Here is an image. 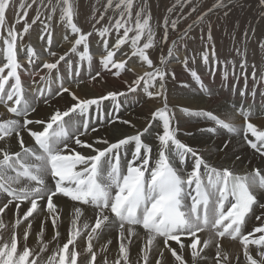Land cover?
I'll return each mask as SVG.
<instances>
[{"label":"snow or ice","instance_id":"obj_1","mask_svg":"<svg viewBox=\"0 0 264 264\" xmlns=\"http://www.w3.org/2000/svg\"><path fill=\"white\" fill-rule=\"evenodd\" d=\"M191 2L192 0H178L181 7ZM35 3L36 0H32L31 3L20 0L18 4L15 23L23 21L24 34L28 33L31 24H35L39 20L38 9L31 24L27 20V10ZM260 3L264 5V0H260ZM133 6L134 0H107L104 5V12L100 13L96 23L105 19L109 9L117 11L119 18L115 20L113 27L118 35L111 48H109L107 40H102L106 54L102 55L100 63L105 69H108L109 66L117 69L114 75L119 76L120 70L125 69L127 61H117L114 57L122 46L130 41L133 49L132 55L139 57L151 71L136 77L129 85V91H135L136 89L132 85H138L141 81L151 82L153 88L157 84L159 85L158 91L148 92L150 98L163 97L164 99V107L151 114L153 120L157 118L163 120V133L157 134L158 159L152 168L149 167V162L153 148L142 140L143 134L148 131L147 127L143 132H137L134 136H126L112 143L105 138H99L92 143L82 140L80 137L86 135L90 128L88 119H84L81 126L77 128V134H70L66 127L68 123L65 121L66 117L69 118V121L74 114L85 117L92 106H96L98 110L102 101L110 98L115 100L117 96L124 95V93L109 92L107 95L96 98L80 99L75 92L71 91L70 87L64 86L63 80H61L56 95L68 93L74 103L66 110L54 111L42 131L28 129L34 146L25 145L21 130L34 122L26 117L31 111H35V108L28 103L21 80L22 65L18 60L17 47V39H22L21 33L16 30L15 25L8 26L6 24L7 14L13 7V0H0V33L6 31V35H0L4 44V62L0 65V104L13 116L25 117L23 125L17 119H6L0 122V141L7 143V138L15 134L20 149L11 151L10 147H0V194H3L6 200L0 205V213H4L9 205H14L19 215L20 204L27 201L30 207L24 212L23 219L28 220L39 209L46 216H50L52 227L55 229L57 221L60 219L57 211L58 204L54 202L57 195L67 197L80 205L93 207L95 222L87 234L84 251L87 259L81 261L79 259L81 253L76 250V240L81 237L78 222L83 214L82 207L77 206L74 207L72 226L68 230L66 242L47 257L45 264H96L97 254L92 241L112 227L117 228L120 241L119 256L113 264H130L128 245L131 244L132 237L136 235L134 226H141L146 234V244L140 249L142 264H149V254L158 237L161 238L162 249L158 252L159 258L155 260V264H165V251L170 253L175 264H201V261L205 259L202 253L212 240L211 238L203 239L199 234L209 230L220 239L238 240L242 246L246 264H264V212L255 217L256 220L261 221L260 226L254 227L247 234L242 231V226L245 225L249 214L253 212L254 206L264 209V204H259L257 195L252 190L253 186L264 189V169H254L251 173L250 183L247 176H236L229 168L217 169L210 166L199 153L176 139L175 132L171 127L172 118L167 110V98L164 95L165 78L168 76V72L165 70V59L162 56L160 60V64L165 66L162 69L154 65L147 52L148 49L155 46L150 26L151 15L149 12L145 16V9L141 7L135 13L134 27H129L133 17ZM46 7L50 12L49 20L55 16L59 8L61 22L66 23L72 33L76 35L70 42L69 52L58 55L51 50V33L45 31V34L40 36L41 40H46V47L43 51L53 60L52 62H43L42 69H46L48 73L57 70L60 62L66 61V57L70 53H77L79 46H83V51L80 52L81 59L87 57L90 60L87 39L92 33L82 32L73 22L74 12L71 0H55V3L53 0H48ZM223 7H226L224 0H216V3L207 12L202 13L198 19L202 20L204 16ZM168 11H174V7ZM191 11H196V8L193 7ZM111 20L112 18H109L110 23ZM168 24V18L165 17V31L162 38L164 43L167 42ZM176 26L177 21H171L173 30L176 29ZM47 27L45 25V29ZM121 29H123V34L119 35ZM109 31V28L104 27L99 29L97 34L104 37L109 34ZM145 31H147V39L141 44ZM130 32H133L134 35L129 36ZM208 38L211 39L210 32ZM64 39L68 40L69 38L65 36ZM175 45L176 42L173 41V46ZM261 46L264 47V44ZM25 54L30 64L37 56L35 49L31 46L26 48ZM172 54L173 48L170 47L168 55L172 56ZM212 55L215 59L214 49ZM202 58L206 63L208 62L207 53H204ZM183 63L185 67L188 66L187 57ZM244 66L245 63H242L241 67ZM128 70L131 71V69ZM96 75L99 76L100 73ZM172 75L175 76V73ZM192 75L198 79L196 72L193 71ZM58 79L61 78L58 77ZM40 80L44 81L46 77L41 76ZM33 83L36 81L34 80ZM36 90L41 97L44 96V88L37 87ZM48 91L50 92L51 89L48 88ZM243 94L241 93V95ZM184 111L187 112L186 109ZM201 114L206 115L218 127L225 128L230 132L234 131V127L230 123L220 119L214 113ZM117 119L119 118L117 117ZM244 119L246 130L243 139L264 160V131L258 130L249 121L247 115H244ZM35 123L45 124V121H35ZM122 123L130 122L122 121ZM54 125L56 128L53 127ZM91 131H97V129L93 127ZM210 131H215V129H210ZM249 133L251 137L256 138L255 141L249 137ZM69 139L74 140V143L81 148L89 149L90 152L82 153L70 149L66 142ZM131 142L135 143L132 160L127 162L126 172H122L120 149ZM61 144H63V148L60 147ZM97 144H103L105 147H96ZM172 145L175 146V155L179 157L180 163L185 162L188 154H191L194 160L192 170L186 177L178 173L171 164ZM224 147H227V144ZM65 150L70 154H65ZM202 167L206 170L208 184L215 189V193L203 190L200 171ZM146 172H149L148 176L145 175ZM10 173H14V175H10ZM46 176H50L54 181L51 188L47 185ZM22 181L24 182L22 183ZM13 185H20V187H13ZM193 186L194 195L192 194ZM185 187L189 189L187 193ZM186 199L191 200L190 205L185 203ZM41 200L45 201L43 206L38 203ZM19 224L20 220L17 219L14 228L19 227ZM3 227L5 225L0 220V228ZM84 228L87 229L88 225H84ZM30 229L31 224L29 223L22 236H18L14 231L8 241H4L0 237V264H41L40 256L48 251V246L41 244L38 250L27 247L26 241ZM256 234L260 235L256 237ZM59 235L60 233L56 232L54 239ZM38 237L42 242L43 228H41ZM182 237L190 238L189 242L185 243ZM21 240L25 243L21 244ZM172 242H175L178 247H174ZM107 243L110 244L111 240ZM198 245H200L199 248ZM250 245L256 246L255 256L250 250ZM215 249V264H231L228 254L222 251L219 240L215 244ZM106 250L105 245L102 251ZM186 255L190 256V259H186ZM140 261L137 264H140ZM104 264H107L106 259Z\"/></svg>","mask_w":264,"mask_h":264},{"label":"bare ground","instance_id":"obj_2","mask_svg":"<svg viewBox=\"0 0 264 264\" xmlns=\"http://www.w3.org/2000/svg\"><path fill=\"white\" fill-rule=\"evenodd\" d=\"M104 1L107 2V0ZM71 2L73 6L77 7L74 0H71ZM152 10V16L157 17V13L155 14L154 9ZM44 12L46 13L44 9L40 12L39 18L41 19L35 24H31L32 20L27 18L29 24H31L27 34L23 33L22 20L20 23H14L16 30L22 36V39H17L18 60L22 65L20 69L21 80L26 99L35 108V111H31L26 117L28 120L34 122L28 124L21 130L25 145L28 147L34 146V141L29 135L28 129L42 131L54 111L66 110L67 107L74 103L68 93H63L60 96L56 95L61 80H63L64 86L70 87L71 91L75 92L80 99L96 98L107 95L109 92L124 93V95L117 96L115 100L110 98L102 101L98 110L96 106H92V109L89 110L91 118L90 128L87 134L80 138L89 143L99 138H105L112 143L126 136H134L137 132H143L147 127L148 131L143 134L142 140L145 144L151 145L153 148L149 167H154L158 159L157 149L159 141L157 134L163 133V120L159 118L153 120L151 114L157 109L164 107V99L163 97L150 98L148 96V92L154 93L159 90V85L157 84L153 88L151 87V82L145 83L141 81L138 85H132L136 89L135 91H129V85L132 84V81L136 77L143 76L144 73L151 71V69L139 57L132 55L133 49L130 41L128 44L122 46L114 57L117 61H127L125 69L120 70V75H114L117 69L111 68V66L105 69L100 63L102 55L106 54L102 40H107L109 48L116 42L118 33L113 27L115 22H112L113 24L107 22L104 26L101 24L99 27L96 25L86 28L83 26L81 16L78 14L75 15L74 13L73 22L76 23L82 32L92 33L87 39L88 55L91 59L89 60L87 57L81 59L80 52L83 51V46H79L77 53H70L66 57V61L60 62L57 70L48 73L46 69H42V63L52 62L53 58L43 51L46 47V40H41L40 36L45 31L50 32L53 38L51 50L58 55H62L69 52L71 47L70 42L76 34L72 33L71 28L66 23L61 22L60 14L49 20V14L46 13L44 15ZM115 12L117 11H113V14ZM45 25L48 26L47 29H45ZM254 25L258 31L256 34H259L261 31L263 32L264 25H262V21L259 24H253V27ZM128 26L133 27L130 24ZM193 26L188 27L177 40V42H180L172 46V56H169L167 53L164 57L166 63L165 70L168 72V76L165 78L164 95L167 98L169 116L172 118L171 127L175 132L176 139L199 153L207 164L217 169L229 168L234 174L242 177L247 176L251 183V173L257 168L264 169V160L243 139L246 130L244 115L248 116L249 121L258 130L264 131V47L261 46L264 42L248 45V40L245 42L246 45L244 47L241 45V49L239 50L229 47L226 50L223 49V51H220L217 50L216 41L211 35V39L208 38V43L206 42L207 45L205 48L203 47L202 52L193 53L192 47H190L191 43L189 42L191 38L187 42L184 40V38L191 37ZM104 27L109 28V34L100 37L97 32ZM155 32L158 34L160 30H156ZM122 34L123 29L120 30L119 35ZM249 34L251 33L247 32L246 40L249 39ZM0 35H6V31L0 33ZM132 35L134 33L130 32L129 36ZM65 36L69 39L65 40ZM146 39L147 36L144 35L142 43ZM28 46L33 47L37 53L36 58H34L31 64L28 62L25 54ZM3 48L4 44L2 39H0V65L4 62ZM213 49L215 59H213L212 55ZM147 52L155 66L161 67L162 69L165 67L160 63L155 64L154 56L157 51L150 50V52ZM204 53H207L209 57L207 63L202 58ZM186 57L187 67L183 63ZM242 63H245L244 67H241ZM175 66L177 68H175L173 72L175 76H173L172 72H169L168 69L174 68ZM128 69H131V71ZM193 71L197 74L200 73L198 79L192 75ZM97 73H100V75L97 76ZM69 75H71L70 78ZM41 76H45L46 80L41 81ZM58 77L61 79H58ZM34 80L36 83H33ZM54 85L56 86L55 89L53 88ZM37 87L45 89L43 97L37 92ZM48 88L51 89L50 92ZM241 93L244 94L241 95ZM108 101H111V103L109 104ZM185 109L187 112L184 111ZM208 112H212L220 119L230 123L234 127V131L230 132L225 128L218 127L206 115L201 114ZM6 119H17L23 125L25 117L13 116V114L8 113L6 108L0 104V122ZM83 119L84 117L75 114L70 121L69 118H65V121H68L66 126L70 134H77V128L81 126ZM35 121H45V124L35 123ZM122 121H129L130 123L125 124ZM53 127L56 128V125ZM93 127L97 131H91ZM210 129H215V131H210ZM248 135L255 141L256 138L251 137L250 133ZM66 142L70 149L82 153L90 152L89 149L76 145L74 140L69 139ZM225 144H227V147H224ZM95 146L100 148L105 147L103 144H97ZM0 147H10L11 151L20 150L15 134L7 138V143L0 141ZM60 147L63 148V144ZM134 148L135 143L131 142L120 149L122 172H126V164L132 160ZM171 150L173 152V155L170 157L171 164L183 177H186L191 172L194 164L191 154L187 155L184 163H180L179 157L175 155L176 149L174 145L171 146ZM65 154L70 153L65 150ZM200 171L201 177L208 182L206 170L202 167ZM10 175H14V173H10ZM148 175L149 172H146V176ZM45 179L48 187L51 188L54 182L50 176H46ZM13 187H20V185H13ZM209 187L210 190H214L211 185ZM253 190L259 197V204H264V189L253 186ZM4 202H6L5 196L0 194V205ZM54 202L58 204L57 211L60 217L55 229L52 227L50 216H46L39 209L33 213L32 217H29L25 221L23 214L30 207V204L25 201L20 204L19 215L14 205H9L4 213H0V220L5 225V227L0 228V237L4 241H8L14 231L18 236H22L30 223L31 229L26 245L31 249L38 250L41 244H47L48 251L42 253L40 256L41 264H45L47 257L52 255L58 247H61L66 242L68 230L72 226L71 219L74 217V207L79 206L82 207L83 214L78 222L81 229V237L76 240V250L81 253L79 259L81 261L86 260L87 257L84 255V251L87 244V234L95 222L93 207L91 205H80L78 202L71 201L69 198L60 195L54 198ZM38 203L43 206L45 201L41 200ZM185 203L188 204L187 200H185ZM262 212H264V209H261L259 206H254L253 212L246 218V223L243 227L244 234L250 232L254 227L260 226L261 221L256 220L255 217L261 215ZM17 219L20 220V224L19 227L14 228ZM84 225H88V228L85 229ZM134 227L136 235L132 237V242L128 245L130 249V264H137L140 261V249L146 244V234L143 228L141 226ZM41 228H43L42 242L38 237ZM56 232H59L60 235L54 239ZM199 235L203 239L211 238L212 240L208 248L202 253L205 259L201 261V264H215V244L218 240L221 243L222 251L228 254L231 264H246L243 249L238 240L234 241L231 238L220 239L211 230L200 233ZM259 235L256 234V237ZM109 240H111L110 244L107 243ZM182 240L188 243L190 238L182 237ZM20 242L21 244L25 243L23 240ZM119 243L116 227L107 229L99 237L94 238L92 244L97 254L96 264H104L105 259L107 260V264H113L119 256ZM172 244L174 247H178L175 245V242H172ZM105 245L107 250L102 251ZM199 247L200 245H198ZM255 248V245H250V250L254 256ZM161 249V238L158 237L149 254V264H155V260L159 258L158 252ZM237 257L239 258L238 261ZM186 259H190V256L186 255ZM164 260L165 264H175L174 259L167 251L164 252ZM140 264H142V261H140Z\"/></svg>","mask_w":264,"mask_h":264},{"label":"rangeland","instance_id":"obj_3","mask_svg":"<svg viewBox=\"0 0 264 264\" xmlns=\"http://www.w3.org/2000/svg\"><path fill=\"white\" fill-rule=\"evenodd\" d=\"M26 2L31 3L32 0H26ZM47 2L48 0H36V3L27 10V18L29 20H33V18H35V16L37 15V9L39 10V14L41 11H43V9L47 14H50L48 8L46 7L48 4ZM19 3L20 0H13V7L7 14V25H14L17 18L16 12ZM53 3H55V0H53ZM74 3L77 7L73 6V12L75 13V15L78 14L79 16H81L83 26H85L86 28L94 27L96 25L97 27H99L101 26V24L104 26L107 22L109 24H113L112 22H115V20L119 18L118 12H115L114 14L117 15H114V10L109 9L105 15V19L100 21L99 23H96V20L99 19L100 13L104 12V5L106 4V1L104 0H74ZM215 3L216 0H192L191 3L185 5L184 7H181L180 3H178V0H134V6L132 10L133 17L132 21H130L129 24L134 27L135 13L139 11L141 7H144L145 9V16L150 12V15L152 17L150 20V24L151 26L154 25L151 28L153 30L152 32H154L153 37L155 40V46L148 49L147 51H157L154 56L155 64L160 63L162 56H166L169 48H172L173 46V41H175L176 43L180 42H177V40L190 25H194L192 27V35L191 37H188L186 39L184 38V40L185 42H187L188 39L191 38L189 42L191 43L190 47H192L193 53H200L206 47L209 32L211 33L213 39H215L216 41V47L218 48L217 50L220 51H223V49L226 50L229 47L231 49L237 48L239 50L241 49V45L242 47H244L246 45L245 42L248 40V45H251L252 43L260 44L264 42V26L263 32L261 31L262 33L260 32L259 34H256V32L258 31L257 29H255V25L253 27V24H259L261 21L262 25H264V5H261L260 0H224V4L226 5V7L219 8L209 13L208 15L203 17L202 21L199 22V20L201 19H198V17H200L202 13L207 12L208 9L211 8ZM173 7L174 11L169 12L168 10ZM193 7L196 8V11L194 12L191 11ZM152 9H154L155 14L157 13V17L152 16ZM46 13L44 12V15H46ZM59 14L60 11L58 8L53 18L59 16ZM165 17L168 18L169 24L167 42L163 43L162 38L165 31ZM109 18H112L111 23L109 22ZM171 21H177L175 30H173L171 27ZM155 29L158 31L160 30V33L156 34ZM247 32H250L251 34H249L250 36H248L249 39L246 40ZM145 35L147 36V31L145 32ZM175 68H177V66L168 69V71L173 73ZM71 75H69V78ZM197 76H200V73H198ZM53 88L55 89L56 86L54 85ZM108 103L110 104L111 101H108Z\"/></svg>","mask_w":264,"mask_h":264}]
</instances>
